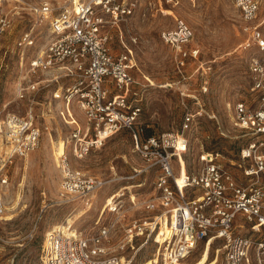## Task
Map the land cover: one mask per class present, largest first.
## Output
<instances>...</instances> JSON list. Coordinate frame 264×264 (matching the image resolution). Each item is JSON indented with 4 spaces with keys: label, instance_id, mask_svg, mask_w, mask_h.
Listing matches in <instances>:
<instances>
[{
    "label": "built area",
    "instance_id": "built-area-1",
    "mask_svg": "<svg viewBox=\"0 0 264 264\" xmlns=\"http://www.w3.org/2000/svg\"><path fill=\"white\" fill-rule=\"evenodd\" d=\"M9 1L0 0V37L11 23L6 10ZM231 1L243 20L246 36L242 47L264 51V31L260 28L264 18L258 17L261 1ZM31 9L36 23L17 38V48L24 52L33 45L36 24L47 25L49 38L16 82L15 96L27 100V112L8 113L0 120L5 147L10 146V153H5L7 159L25 156L38 146L42 130L35 123L33 106L40 103L42 90L54 85L46 96L50 97L48 104L52 100L65 105L74 101L86 118L83 127L72 128L59 155L63 202H77L84 211L91 208L96 192L111 180L71 166L69 156L82 159L119 131L130 134L133 151L145 163L135 169L134 175L156 170L154 193L138 201L144 215L126 218L121 210L122 193H112L105 199L93 233L84 234L67 221L51 228V234L45 235L43 263L130 264L138 248L132 255L125 252L134 250L137 240L143 246L152 239L158 244L155 264L159 256L162 264H187L200 242L210 247L215 240L223 241L226 264H264V59L254 52L248 59L250 90L256 96V105L240 100L234 106V125L251 137L239 153L238 165L246 181L238 180L212 152L204 153L197 172L185 169L183 173L187 138L182 131L147 133L140 120L142 106L132 97L138 82L132 74L136 66L133 50L122 35V51L112 50L110 31L119 29V23L135 12V2L43 0ZM160 37L175 50L179 64L197 58L199 48L186 46L192 30L183 20L177 19L173 28L162 30ZM23 62L21 55V66ZM66 112L69 123H74L68 107ZM191 117L189 113L184 116L182 130L189 127ZM130 202L136 205L135 199ZM162 222L167 230L159 240Z\"/></svg>",
    "mask_w": 264,
    "mask_h": 264
},
{
    "label": "rangeland",
    "instance_id": "rangeland-1",
    "mask_svg": "<svg viewBox=\"0 0 264 264\" xmlns=\"http://www.w3.org/2000/svg\"><path fill=\"white\" fill-rule=\"evenodd\" d=\"M43 0H11L6 4L11 19L7 31L0 37V120L8 113L25 115L27 100L17 99L15 86L20 73H24L32 56L36 55L48 40L47 25L36 24L34 43L24 52L16 46L17 38L35 25L32 6ZM135 2V12L122 20L118 28H112V50L119 53L122 40L133 50L136 66L132 74L134 84L132 97L142 106L140 120L147 133L183 132L187 138L182 154L188 173L197 172L204 153L218 154V159L228 167L238 180L243 175L240 150L248 145L251 137L234 125V106L240 100L256 105V96L250 90L248 59L254 52L264 59V51L244 49L246 34L243 20L231 0H129ZM258 17L264 18V0ZM166 10H170L169 13ZM183 20L192 30L187 47L197 46L196 59L187 58L184 65L177 61L175 50L160 37L162 30L173 28L176 20ZM264 31V22L260 25ZM24 56L22 66L20 56ZM41 78V77H39ZM37 79V78H32ZM42 90L39 104L33 106L35 123L42 133L38 146L25 156L7 159L5 139L0 133V264H44L43 244L51 228L72 219V227L84 234L96 230L108 195L118 192L121 210L126 218L140 217L146 212L138 201L154 193L153 181L156 170L148 169L138 175L135 169L145 163L133 151V142L126 130L106 139L99 148L91 150L84 158L69 156V164L98 178L111 180L95 194L91 208L84 211L77 202H63L60 194L61 171L55 157L59 155L55 143L63 140L64 146L75 125L84 126L85 117L76 102L65 105L51 101L50 91ZM74 123H69L66 108ZM49 110V111H48ZM190 114L189 127L182 130L183 119ZM68 150V148H67ZM177 159L173 163L178 166ZM177 170V168H175ZM131 198L136 205H132ZM16 203H14L15 201ZM14 203L13 210L5 206ZM10 216L9 218H6ZM166 225L162 222L159 240ZM222 240L213 244L200 242L188 256L187 264H226ZM130 264H155L158 244L152 239L141 246L134 242ZM208 252L204 257V250ZM157 264H162L159 262Z\"/></svg>",
    "mask_w": 264,
    "mask_h": 264
},
{
    "label": "bare ground",
    "instance_id": "bare-ground-1",
    "mask_svg": "<svg viewBox=\"0 0 264 264\" xmlns=\"http://www.w3.org/2000/svg\"><path fill=\"white\" fill-rule=\"evenodd\" d=\"M166 12L169 13L170 10H166ZM55 146H56V149H57V153H58L59 155H61V154L64 152V149H65V146H64V142H63V140H58V141L55 143ZM4 150H5V153H6V154H9V153H10V146H6ZM59 155H57V160H58ZM183 163H184V162H183V160H182V164H183ZM182 171H183V173L185 172L184 164H183ZM179 183H181V180L179 181ZM14 201H15V200H14ZM14 203H16V201H15ZM14 203H13L12 205H10V206H5V210H6V211H11V210H13ZM0 210H3V205L1 204V200H0ZM9 217H10V216H7L6 218H9ZM67 222H68L69 224H72L73 220L70 219V218H68V219H67ZM51 232H52V230H51ZM51 232H48V235H50ZM207 252H208V247H206L205 250H204V253H203V254H204V257H205V255L207 254ZM200 263H201V261H200L199 263H197V264H200Z\"/></svg>",
    "mask_w": 264,
    "mask_h": 264
},
{
    "label": "crops",
    "instance_id": "crops-1",
    "mask_svg": "<svg viewBox=\"0 0 264 264\" xmlns=\"http://www.w3.org/2000/svg\"><path fill=\"white\" fill-rule=\"evenodd\" d=\"M121 51H122V50H121ZM55 161L58 162V160H57V156L55 157Z\"/></svg>",
    "mask_w": 264,
    "mask_h": 264
}]
</instances>
